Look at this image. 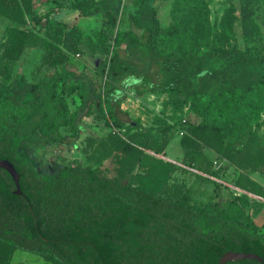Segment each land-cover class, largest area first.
I'll return each mask as SVG.
<instances>
[{
  "label": "trees",
  "instance_id": "16d2710c",
  "mask_svg": "<svg viewBox=\"0 0 264 264\" xmlns=\"http://www.w3.org/2000/svg\"><path fill=\"white\" fill-rule=\"evenodd\" d=\"M155 1L140 0L128 31L119 30L125 0L52 1L84 17L101 15L94 41L75 25L42 16L37 0H0V159L14 164L22 190L16 194L11 174L0 168V264H12L18 250L50 264H220L230 251L264 259V232L245 212L194 205L186 184L173 182L184 172L220 186L211 180L220 178L208 155L214 153L236 168V188L264 198V186L251 177L264 173V143L244 141L235 130L245 133L243 124L254 123L263 111L264 2L239 0L243 35L251 46L206 42L201 51L194 37L201 39L199 24L210 27L208 6L176 0V23L164 29ZM196 9L201 13L194 16ZM169 33L184 43L182 54L160 47ZM30 48L42 52V62L24 70L19 63ZM78 55L101 57L98 78L70 69ZM45 67L51 70L43 74ZM129 89L193 101L231 97L247 105L240 118L227 120L230 130L207 122L218 118L219 107L205 115L206 122L188 123L181 163L158 156L170 143L167 135L161 145L144 141L138 126L128 136L115 130L101 138L91 135L83 149L86 163L55 164L41 173L26 149L77 147L87 130L81 118L93 102L102 111L107 106L115 129L137 126L118 115ZM76 95L81 103L72 111L69 99ZM249 199L242 193L234 201Z\"/></svg>",
  "mask_w": 264,
  "mask_h": 264
},
{
  "label": "rangeland",
  "instance_id": "374dc122",
  "mask_svg": "<svg viewBox=\"0 0 264 264\" xmlns=\"http://www.w3.org/2000/svg\"><path fill=\"white\" fill-rule=\"evenodd\" d=\"M53 0H37L39 13L42 16L52 15L57 18L59 14L61 20L77 26L82 34L91 40H97V33L102 28L103 17L101 15L93 17L81 16L77 21V15H73V11L69 8H60L52 2ZM264 2V0H262ZM140 0H125L122 10L121 25L119 30L128 31L132 25L130 22L131 14L137 11ZM208 6L210 13V27L208 29L201 23L198 26V32L201 39L194 37L200 50H204L206 42L210 44H219L222 48H232L235 45L245 49L251 46L243 35L242 24L240 19L241 5L239 0H202ZM176 0H159L152 3L157 10L159 19L164 29L174 27L176 23L174 9L177 6ZM201 13V9H196L194 16ZM77 21V23H76ZM192 21L188 19V24ZM3 26H0V32ZM176 35L169 33L160 38V47L165 51H172L178 54L183 53L184 43L175 40ZM200 41L203 42L200 44ZM101 57L95 58L91 56H76L72 58L70 69L77 72L86 71L89 76L98 78L97 66L100 64ZM38 62H42V52L36 49H27L22 58L20 67L27 70L35 66ZM51 70L44 68L43 74ZM1 82V78H0ZM81 103L78 95L69 99L70 108L75 111ZM246 101L237 102L231 97L216 98L213 102L208 97H202L197 101L190 98H182L169 93H145L138 95L135 89H129L118 115L126 122H135L137 126H125L122 130L115 129L112 126L113 119L106 105L103 106L104 111L97 108L96 103H92L87 112L82 116L81 122L87 130L83 131L81 138L77 141V147H55V148H39L26 149V152L33 156L38 164L42 174L50 173L54 169L55 164L73 165L80 162L86 163V156L83 149L89 136L104 137L111 131H121L123 135L128 136L134 132H138V126L143 128V140H152L161 145L163 138L167 135L170 143L163 154L167 160L181 163L183 160V150L181 148L182 132L188 123L206 122V114H212L217 107L216 119L207 122H213L221 125L226 130H230L231 126L227 120L231 118H240L246 111ZM215 108V109H214ZM250 125L246 126V132L241 133L240 127L235 128L239 137L244 141L253 139L256 142L264 143V106L260 114V118ZM170 129H167V128ZM243 128V127H242ZM63 133L68 134L70 129H62ZM253 134H257L254 137ZM235 136V137H237ZM151 153H154L153 151ZM209 157L216 162L215 170L219 173L220 178H214L220 183V186L214 184L213 181H205L197 178L190 173L178 172L174 175L173 182L186 184L190 195V202L197 206L207 207L216 210L218 207L231 208L245 212L246 216L259 225L264 232V200L258 199L249 194V200L234 201L236 196L243 192L238 190L233 184L236 176V168L226 160L218 158L214 153H208ZM110 163L107 162L106 165ZM260 177H264V173L260 172ZM248 194V193H246ZM230 210V209H229ZM230 214V213H229ZM240 216L241 214L238 213ZM12 264H50L42 257L23 250H18L14 256Z\"/></svg>",
  "mask_w": 264,
  "mask_h": 264
},
{
  "label": "water",
  "instance_id": "95a60500",
  "mask_svg": "<svg viewBox=\"0 0 264 264\" xmlns=\"http://www.w3.org/2000/svg\"><path fill=\"white\" fill-rule=\"evenodd\" d=\"M0 168L5 169L6 171H8L12 178L14 179L15 183H16V194H22V190L20 187V174L18 173L16 167L14 166L13 163H11L9 160H3L0 159ZM239 189V188H238ZM241 192L243 193H247L246 191H243L241 189H239ZM255 196V195H252ZM244 259H252V260H258L260 262H264V259L262 257H260L257 254H253V253H240V252H227L223 255V257L221 258L220 264H226L228 262H234V261H239V260H244Z\"/></svg>",
  "mask_w": 264,
  "mask_h": 264
},
{
  "label": "crops",
  "instance_id": "0c3cea01",
  "mask_svg": "<svg viewBox=\"0 0 264 264\" xmlns=\"http://www.w3.org/2000/svg\"><path fill=\"white\" fill-rule=\"evenodd\" d=\"M71 11H73L72 13H73V15L75 16V15H77V21H80V20H82L81 19V15H80V13H79V11L78 10H75V9H71ZM60 15L58 14L57 15V18H55L56 20H59V21H63V20H61V18L59 17ZM77 21H76V23H77ZM73 26V25H72ZM98 56V55H97ZM97 56H95V57H97ZM80 57V56H79ZM92 58H95L94 56H91ZM260 172H255V173H253V174H251V177L254 179V180H256L257 182H259L261 185H263L264 186V177H260ZM248 193V192H247ZM248 194H250V193H248ZM250 195H252V194H250ZM256 196V195H255Z\"/></svg>",
  "mask_w": 264,
  "mask_h": 264
},
{
  "label": "built area",
  "instance_id": "2783aa9c",
  "mask_svg": "<svg viewBox=\"0 0 264 264\" xmlns=\"http://www.w3.org/2000/svg\"><path fill=\"white\" fill-rule=\"evenodd\" d=\"M80 55H78V57H79ZM238 189V188H237ZM239 190V189H238ZM255 197H257L258 199H261V200H264V198H262V197H259V196H255Z\"/></svg>",
  "mask_w": 264,
  "mask_h": 264
}]
</instances>
